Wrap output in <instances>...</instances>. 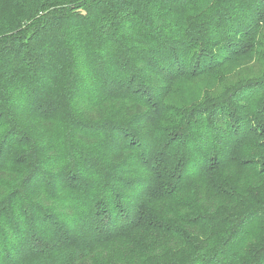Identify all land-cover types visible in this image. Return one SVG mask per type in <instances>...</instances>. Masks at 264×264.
Here are the masks:
<instances>
[{
	"label": "trees",
	"instance_id": "trees-1",
	"mask_svg": "<svg viewBox=\"0 0 264 264\" xmlns=\"http://www.w3.org/2000/svg\"><path fill=\"white\" fill-rule=\"evenodd\" d=\"M0 264H264V0H0Z\"/></svg>",
	"mask_w": 264,
	"mask_h": 264
}]
</instances>
